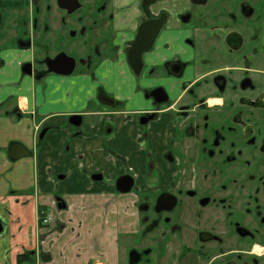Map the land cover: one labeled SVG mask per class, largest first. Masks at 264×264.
<instances>
[{
  "label": "flooded vegetation",
  "instance_id": "1",
  "mask_svg": "<svg viewBox=\"0 0 264 264\" xmlns=\"http://www.w3.org/2000/svg\"><path fill=\"white\" fill-rule=\"evenodd\" d=\"M28 2L0 14V52L30 50L39 81L70 69L94 85L75 114L107 113V138L113 114L135 127L142 160L119 155L113 177L120 194L133 178L128 264H264V0ZM111 68L133 97L107 89Z\"/></svg>",
  "mask_w": 264,
  "mask_h": 264
},
{
  "label": "crops",
  "instance_id": "2",
  "mask_svg": "<svg viewBox=\"0 0 264 264\" xmlns=\"http://www.w3.org/2000/svg\"><path fill=\"white\" fill-rule=\"evenodd\" d=\"M28 4V0H0V14L5 15L11 9L20 10ZM1 49L0 220L4 228L0 234L6 230L9 232L11 228H16L13 238H17V232L28 234H25L27 240H20L14 247L6 248L0 255V264H18L20 253L36 249H39V263L36 264H121L118 231L101 234L103 225L95 220L94 215L108 199L113 204L118 198L120 207L129 215L124 231L133 227H129L127 222L135 217L134 195L132 192L116 195L113 177L123 170L120 157L129 160L128 165L130 160H142L138 155L140 151L131 146L136 135L135 127L123 125V114H113L114 130L120 136L117 139L111 135L108 139L105 133L109 125L106 124L108 114H101L100 111L95 115L100 117L99 123L88 124L89 133H84L81 128L77 132L69 119L67 122V116L70 118L92 104L94 85L66 74L39 81L22 71L31 51L29 53L28 49L19 45L12 50ZM121 71L114 68L108 71L116 82L108 84L107 89L123 100L135 93L130 87L125 91L119 87L117 81L121 79ZM76 82L78 86L74 88ZM63 85V91H56ZM45 128L46 133L40 138ZM13 143L24 145L33 154L11 158L8 149ZM125 145L128 146L125 148ZM95 172H105L106 182L109 183L94 180L92 175ZM60 193L62 195H58ZM58 197L66 202L64 209L71 211L73 224L67 222L71 216L66 215L62 225L54 224L56 218V222L54 220L50 226L39 230L40 206L51 211L55 217L61 214L57 210H64L58 207ZM74 208L78 209V217L73 214ZM86 210H90L89 214ZM53 229L62 231L57 241L54 237L56 231L48 233ZM38 235L43 236V240L46 237L44 246ZM50 240L52 243L56 241L52 247Z\"/></svg>",
  "mask_w": 264,
  "mask_h": 264
},
{
  "label": "rangeland",
  "instance_id": "3",
  "mask_svg": "<svg viewBox=\"0 0 264 264\" xmlns=\"http://www.w3.org/2000/svg\"><path fill=\"white\" fill-rule=\"evenodd\" d=\"M37 14L39 15V13H37ZM45 24L47 26L48 25L50 26V34H47L45 37H43L42 38V42H44V41L45 42H49V39H51V35H53L52 34L53 33L52 28L54 26V23L52 22V20H48L47 22H45ZM47 29H48V27H47ZM34 41L37 43V46L39 47V34L36 36V39ZM29 53H30V50H29ZM28 59L29 58L27 57V60ZM48 80H52V79H48ZM77 86H78V84L76 82L74 84V88H76ZM63 88H64V85L60 86L56 91H59V90L63 91ZM92 104H91L92 106H95L97 104L94 101V99L92 100ZM68 119L69 118L67 116V122H68ZM99 120H100L99 116H88V115H86L85 119H84V122H83V124L81 126V129L83 130L84 133H89L90 129L88 127V124H90V126H92L94 124L99 123ZM110 131H111V129L109 130V132ZM71 138H73V136ZM104 181H105L104 183H109V182H106V180H104ZM115 192H116V195H118V192L117 191H115ZM58 195H62V194L60 193ZM133 195H134L133 198H135V194L134 193H133ZM118 203H119V206L117 205ZM57 211H59L61 214L56 216L57 222H56V219H55V216H54V220L56 222V223H54L55 225H62L64 223V221H65L64 218H65L66 215H70L71 216V217H69L70 220L67 221V222L70 223V224H73V221L71 219L72 218L71 211H68V210H65V209L64 210H57ZM77 211H78V209L74 208L73 214L78 217V214L76 213ZM85 212L87 214H89L90 210H86ZM99 213H101V214L99 215ZM94 216H95V220L100 225H103V229L101 231V234L110 233L112 230L118 231V239L117 240H118V246L120 245V250H121L120 251L121 264H128V262H127V250L129 249V247L131 246V243H132L131 239H132V235H133L135 217H133V219L130 218V220L127 222V225H129V227H132V225H133V227L129 231L125 232L124 231V224H126V221L129 219V215H128V212H125V210H123V208L120 207V200L118 198L113 202V204H112L111 199H108L104 203L102 209L97 210ZM39 225H40L39 230L41 228H45V227L50 226V225H41L40 223H39ZM122 226H123V228H122ZM15 231H16V228H11L9 230V232H7V230H6L3 234H0V255H2L4 253V251H6L7 249L14 247L16 242H19L20 240H24V241L27 240V236L25 234H28V232H25V233L17 232V238H13L12 234L16 233ZM52 231H54L53 233H55V231H56V235L54 237H56V241H57V239L61 235L62 231H57V230L53 229V230H51L48 233H52ZM126 234H127V236H129L128 238H127ZM122 235H123V237H122ZM39 239H41V241H42L43 240V236L39 237V235H38V240ZM46 241H47V239L45 237L44 240L42 241V245L43 246H44V243ZM49 242H50V246L51 247L54 246L55 242L52 243L51 240ZM48 248H49V245H48ZM30 251H32V254L34 255V260L32 262H26L24 264H36V263H39V249H36V251L35 250H30Z\"/></svg>",
  "mask_w": 264,
  "mask_h": 264
},
{
  "label": "water",
  "instance_id": "4",
  "mask_svg": "<svg viewBox=\"0 0 264 264\" xmlns=\"http://www.w3.org/2000/svg\"><path fill=\"white\" fill-rule=\"evenodd\" d=\"M141 31H147L146 29V26H144ZM146 49V48H145ZM145 49H141L138 53V57L140 58L141 57V54L142 52L145 50ZM28 66V68H27ZM22 71L23 73H25L26 75H29V76H34V72L33 70L31 69V63L27 62L23 65L22 67ZM52 71H55V72H58V73H62V74H70L72 72V70H58V69H52ZM35 77V76H34ZM69 122L75 126H80L83 122V116L82 115H78V114H73L70 116L69 118ZM46 130L47 128L43 129L41 135H40V138H43L44 137V134L46 133ZM9 156L13 159H16V158H20V157H23V156H29L31 154H33L32 151H30L29 149H27V147H25L24 145L20 144V143H13L9 146ZM59 177L61 178H64L65 175H60ZM92 178L94 180H100V179H103V176L102 175H97V174H93L92 175ZM130 179V182L126 183L125 187H121L120 186V180H118V182L116 183V188L118 191L120 192H129L132 190V185H133V178L129 175H126L124 177L125 180ZM57 202H58V207L60 209H64L66 208L67 204L66 202L61 198V197H58L57 198ZM3 223L2 221L0 220V233L3 231Z\"/></svg>",
  "mask_w": 264,
  "mask_h": 264
},
{
  "label": "trees",
  "instance_id": "5",
  "mask_svg": "<svg viewBox=\"0 0 264 264\" xmlns=\"http://www.w3.org/2000/svg\"><path fill=\"white\" fill-rule=\"evenodd\" d=\"M43 208L40 206L39 207V223L42 225L43 221ZM34 260V255L32 254V251L30 250H25L24 252L20 253L17 256V263L18 264H24L26 262H32Z\"/></svg>",
  "mask_w": 264,
  "mask_h": 264
},
{
  "label": "built area",
  "instance_id": "6",
  "mask_svg": "<svg viewBox=\"0 0 264 264\" xmlns=\"http://www.w3.org/2000/svg\"><path fill=\"white\" fill-rule=\"evenodd\" d=\"M43 224H49L54 220V215L51 211L44 210L43 212Z\"/></svg>",
  "mask_w": 264,
  "mask_h": 264
}]
</instances>
